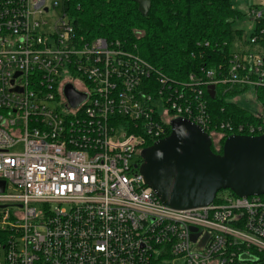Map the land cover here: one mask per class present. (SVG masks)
I'll return each mask as SVG.
<instances>
[{"label":"built area","instance_id":"2783aa9c","mask_svg":"<svg viewBox=\"0 0 264 264\" xmlns=\"http://www.w3.org/2000/svg\"><path fill=\"white\" fill-rule=\"evenodd\" d=\"M57 5L0 0V264H264V193L175 209L141 173L142 151L174 118L217 150L224 136L264 133L262 112L214 121L208 104L210 85H235L264 106V26L249 38L259 52L175 80L119 40L78 33L65 4L49 23ZM67 83L87 94L77 107Z\"/></svg>","mask_w":264,"mask_h":264},{"label":"trees","instance_id":"16d2710c","mask_svg":"<svg viewBox=\"0 0 264 264\" xmlns=\"http://www.w3.org/2000/svg\"><path fill=\"white\" fill-rule=\"evenodd\" d=\"M64 3L78 33L119 40L126 49L137 52L175 80L186 79L199 65L227 66L231 54L251 51L245 47L256 46L249 38L264 26V19L255 21L253 31L246 37L235 26L246 14L236 9L232 0H152L146 16L132 0H67ZM259 43L264 46V36ZM245 90L243 86L218 85L216 96H208L214 121L261 122L254 113L225 99ZM258 94L263 99L264 89H259ZM226 138L221 139L219 151L214 144L212 149L221 153ZM150 145L152 142L147 147Z\"/></svg>","mask_w":264,"mask_h":264},{"label":"water","instance_id":"95a60500","mask_svg":"<svg viewBox=\"0 0 264 264\" xmlns=\"http://www.w3.org/2000/svg\"><path fill=\"white\" fill-rule=\"evenodd\" d=\"M132 1L142 15L148 14L152 0ZM209 94L215 97V85L209 86ZM64 95L71 107L87 99V94L71 83L65 85ZM212 145V138L199 125L174 118L170 134L142 151L145 183L164 205L175 209L206 206L226 189L238 196L264 193V133L229 135L221 153ZM3 189L0 185V191ZM196 238L193 234V241Z\"/></svg>","mask_w":264,"mask_h":264},{"label":"rangeland","instance_id":"374dc122","mask_svg":"<svg viewBox=\"0 0 264 264\" xmlns=\"http://www.w3.org/2000/svg\"><path fill=\"white\" fill-rule=\"evenodd\" d=\"M49 3H58L55 8H52L49 15L45 16V19L51 23L52 17L60 12L65 4L62 0H47ZM234 7L241 12L245 13L246 16L235 23V26L239 29H242L247 36L253 31L255 27V22L250 16V11L252 6H260V8H264V0H232ZM245 47V46H244ZM219 91V90H218ZM226 101L228 102H236L248 111L258 114L260 112L263 113L264 116V106L259 103V101L255 98L254 89H247L244 92L240 93L236 96H226ZM20 146L14 147L12 151H18ZM220 192H229V190H222ZM166 264V263H162Z\"/></svg>","mask_w":264,"mask_h":264},{"label":"crops","instance_id":"0c3cea01","mask_svg":"<svg viewBox=\"0 0 264 264\" xmlns=\"http://www.w3.org/2000/svg\"><path fill=\"white\" fill-rule=\"evenodd\" d=\"M246 49L247 48H250L251 49V51H253V52H259V50H260V47H258V46H253V47H245Z\"/></svg>","mask_w":264,"mask_h":264},{"label":"flooded vegetation","instance_id":"af4514ba","mask_svg":"<svg viewBox=\"0 0 264 264\" xmlns=\"http://www.w3.org/2000/svg\"><path fill=\"white\" fill-rule=\"evenodd\" d=\"M220 149H218V151H219Z\"/></svg>","mask_w":264,"mask_h":264}]
</instances>
